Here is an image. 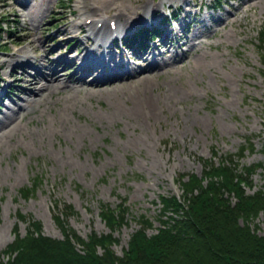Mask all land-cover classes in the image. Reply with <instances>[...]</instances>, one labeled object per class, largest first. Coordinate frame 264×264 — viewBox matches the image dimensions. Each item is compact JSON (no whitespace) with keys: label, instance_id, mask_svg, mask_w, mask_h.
Wrapping results in <instances>:
<instances>
[{"label":"rangeland","instance_id":"obj_1","mask_svg":"<svg viewBox=\"0 0 264 264\" xmlns=\"http://www.w3.org/2000/svg\"><path fill=\"white\" fill-rule=\"evenodd\" d=\"M14 1L0 0V13L9 14L8 19L14 25L11 38L6 33L0 36V45L2 40L9 43L6 48L0 47V61L22 47L34 55L28 60L38 69L56 58L71 61L76 53L84 56L75 66L59 68L68 77L78 70L92 49L107 51L110 45H114L110 50L115 62L122 64L117 70L130 72L136 65H142L137 59L142 54L157 56L155 63L171 61L165 55H158L166 48L169 55L182 54L187 49L190 55L180 63L171 62L166 69L162 67V71L168 70L160 76L149 74L153 79L147 84L136 81V85L122 87L112 94H107L104 88L89 96L80 91L81 95L73 98L74 105L68 103V106L65 105L67 89H56L40 102L25 104L29 97L21 88L30 87L23 80L25 75L20 74L19 68L14 76L9 75L11 67H0V76L4 74L0 95L6 91L8 94L0 101V121L4 122L9 111H18L25 104V111H18L23 116L22 132L16 133L9 148H0V251L13 240L14 227L23 236L30 221L40 222L44 235L61 238V230L53 220L55 201L59 209L63 205L73 206L76 214L68 217V226L86 238L92 232L109 231L98 215L101 206L115 208L126 200L127 223L114 232L118 243L112 246L121 255L142 215L152 221L148 235L156 232L160 225L159 196L181 195L177 181L180 174L200 175L205 162L212 159L218 164V159L236 154L248 139L253 150H245L240 158L232 156L239 169L264 160L261 151L264 50L258 48L259 32L264 28V0H222L220 9L215 8L212 0H146L156 10L147 19L140 16L136 23H126L128 26H123L118 14L134 15L135 8L142 13L144 7L136 6L135 0H17L29 4V9L23 11ZM48 3L50 7L45 10ZM152 8L148 6L147 10ZM186 10L192 15L185 17ZM172 11L179 16L165 21L162 36L148 41L146 49H139V53L134 50L136 43L130 49L125 45L120 48L118 41H110L109 19L117 22L121 35H127L139 32L145 25L157 26ZM195 13L198 18L193 17ZM100 15L104 17L100 32H106L107 39L102 45L90 30L101 19ZM220 18H228L227 24L221 22L217 26ZM89 20L92 21L88 25ZM208 25L219 30L212 33ZM185 26L189 36L180 40L178 34ZM63 28H67L66 34L60 35ZM27 31L38 37L35 45L29 44L32 38L25 37ZM77 38L81 42L79 47ZM163 41H168V45L163 46ZM50 51L46 62H42ZM202 54L205 57L198 66L195 60ZM27 72L33 74L32 68ZM96 72L86 78H94ZM143 90L150 97L148 104L131 109L129 100L136 96L134 92L142 95ZM39 176L42 179L35 191L28 198L22 197L19 190L32 187ZM249 180L251 186L246 187V193L252 194L264 183L262 170L257 169ZM231 200L235 202L232 196ZM18 213L25 215L26 220H20ZM250 225L256 233L264 235V212Z\"/></svg>","mask_w":264,"mask_h":264},{"label":"trees","instance_id":"obj_2","mask_svg":"<svg viewBox=\"0 0 264 264\" xmlns=\"http://www.w3.org/2000/svg\"><path fill=\"white\" fill-rule=\"evenodd\" d=\"M13 27L8 15L0 13V36L6 33L11 38ZM258 43L264 50V28ZM247 149L253 150L249 139L236 154L218 159V164L212 159L205 162L200 175L180 174L181 195L159 196L160 225L156 232L148 235L152 221L142 215L121 255L112 246L118 243L114 232L127 223L126 200L115 208L101 206L98 215L109 231L92 232L86 238L68 226V217L76 214L73 206L59 209L55 201L53 220L62 237L44 235L38 221H30L23 236L16 226L15 239L3 250L15 255L5 262L0 260V264H264V235L250 225L264 212V183L252 194L246 193L257 169L262 170L264 180V160L239 169L232 158L242 157ZM261 151L264 154V140ZM41 179L37 177L32 187L24 186L19 194L28 198ZM18 218L26 220L21 213Z\"/></svg>","mask_w":264,"mask_h":264},{"label":"bare ground","instance_id":"obj_3","mask_svg":"<svg viewBox=\"0 0 264 264\" xmlns=\"http://www.w3.org/2000/svg\"><path fill=\"white\" fill-rule=\"evenodd\" d=\"M141 1H143V2H141ZM248 1L249 0H246V2H248ZM14 2L21 7L19 9L20 11L28 10L29 9V4L27 2L26 3H22V2H19L17 0L14 1ZM134 3H136V6H138L139 8H140V6H143L144 7L143 8L144 11L142 13H139L137 11V9L135 8V11L133 13L134 15H130L129 13L126 14V13H123V12H119L118 15L120 17H122V24H123V26H128V25H126V23H129V24L136 23L139 18H142L140 16H144V18L147 19L149 17V15L150 14H153V12L156 10V7H154V4H152V2L149 3V1L146 2V0H135ZM5 4H6V1H5ZM148 6H152L153 7L151 9V11L147 10V7ZM215 6H216V4H215ZM49 7H50V5L48 3L46 5V7H45V10H48ZM178 8H180V7H178ZM44 11L41 9V12L42 13H44ZM191 13H192L191 11L186 10L185 17L192 15ZM175 14L177 16H179V14L176 11H175ZM196 15L197 14L195 13L193 15V17L196 16ZM232 15H234V13ZM100 17H101V15H100ZM103 18L104 17H101L102 20H103ZM197 18H198V15H197ZM101 19L97 20L93 25H95L96 23H98L99 21H101ZM221 22H222V25L223 24L226 25L227 22H228V18H226V19L220 18L219 20H217V26L218 25H221ZM85 25H87V24H85ZM216 27H213L212 25H208L207 26V28H211V32L212 33H216L219 30V28H216ZM80 28H81L80 30H82V26ZM25 30H27V28ZM188 30H189L188 29V26H185L184 28H182V30H181L182 33L178 34L180 40L182 39V37L183 38H187L189 36V35H187ZM66 31H67V28L61 29L59 31L60 32V35L62 33L66 34ZM157 32H160V30H158ZM105 33L106 32H104V31L103 32H100V31H96L95 32V35L98 36L100 42H105L107 40V39L105 40V38H106ZM90 35H92V34H90ZM167 36H168V33L165 35L164 39ZM25 37L32 38L31 41L29 42V44H31V45H35L36 42L38 41V37L31 35L28 31L25 33ZM164 39H162V40H164ZM39 40H40V38H39ZM73 41H75V40H73ZM168 41H163L162 42L163 43V46H167L168 45ZM193 41H194V38H193ZM184 43L185 42H183V44ZM46 45H48V44H46ZM79 45H81V42L77 38L76 39V46L79 47ZM179 45L180 44H178V46ZM192 45L195 46L194 43ZM113 46L110 45L108 47L107 51H101L98 48L92 49L91 50V53L89 55H87L86 58L84 59L83 66L79 69V71L75 72L74 74H71L68 77L67 76H64L63 75L64 73H61L59 71V68L60 67L66 66L67 63H68V61H66L63 57L56 58L51 63H48V64L45 63L46 65H43V66L41 65V68L40 69L32 68L33 74L28 73L27 70L30 69L29 68L30 66H29V60L28 59L30 57H34V55L30 54V50L28 48H26V47H22V48L17 49L15 51V53L6 54L10 58H7L6 60L0 61V67L1 66L2 67H4V66L11 67V70L9 71V75H13L14 76L17 73V69L18 68L21 70V73L20 74L23 75V76L25 75L24 76L25 78L23 80L30 85V87L28 86L29 88H26V87L21 88L22 89L21 90L22 93H26V95H28V97H29L28 98L26 96V98H28L29 100L26 99L27 101H26L25 104H27V103L30 104V103H32V101L35 102V101H38V100L40 102L43 98H45V96H49V95L52 94V92L56 91V89H58V90L59 89H67V92H69V93L66 94L67 97L65 98L66 99L65 105L68 106V103H69V105L73 104V98L75 99L76 96H79V94L81 95L80 91H83L85 93V95L88 94V96H89V95H91L94 92L97 93V91H101L102 90L101 88H104L105 90H103V91H106L107 94H112V93H115V92H119L118 90L120 88H122V87H126V86L128 87L129 85H132V84L133 85H136L137 84L136 81H140L139 84H143V83H146L147 84V82H149V81H151L153 79V77L151 78L150 76H148L149 74L152 75V76H157V75L160 76L159 74L164 73V72H166L168 70L167 69L166 71H162V69H161L162 67H164V68L167 67V65H169L171 62L172 63L173 62H179L180 63L183 60L188 59V57L190 55L189 52H188L189 51L188 49L186 50V52H184L182 54H178L177 53V54L169 55V54H167L169 52V49L166 48L165 50L159 51V54L158 55L159 56H164L165 55V56H167V58H170L171 61L164 59V61L162 63H155L154 60H155V57H157V56L152 55V54H142L139 58H137L138 60H141V63L140 64H142V65H136V68H134L133 72H130V71L124 70L122 68L120 70H117V68L118 67H121L122 64L116 63L115 60H114V58L112 57V55H111L112 53H111V50L110 49ZM30 49H31V47H30ZM85 49L86 48L84 47L83 50H81V51H84ZM51 53L52 52L50 51V52L47 53V55H44L43 59L41 58L42 59L41 61L42 62H46L45 59ZM67 54L70 55L69 53H67ZM83 57L84 56H80L79 57V54L76 53V54L72 55L70 62L74 64L79 58H83ZM95 57H99V60H97ZM107 57H108V59H107ZM201 57L198 58L197 60H195V64L198 65V66L200 65V61L199 60L200 59H203L205 56L202 54ZM79 60H81V59H79ZM45 71H47V72H45ZM95 71H98V72L101 71V73L99 74L98 72H96L97 73L96 74L97 76H95L94 78H91V79L88 80L86 77H88L91 74L92 75L95 74ZM78 72L79 73L81 72V74L78 77H76L75 75L78 74ZM103 73H107V74L104 75ZM3 75L0 76V82L4 81V76ZM42 80H43V84H40V81H42ZM24 81H22V82H24ZM34 85L36 87H31V86H34ZM37 85H39V86H37ZM108 87H110V89ZM12 88H14V87H12ZM135 89L136 90H139L137 88H135ZM141 89H142V87H141ZM147 89H148V86H147ZM145 90H143L142 95H138L139 93L134 92L136 96L134 98H132V100H129V102H130L129 103V106H130L131 109H135V108L139 107V105H141V104H143V105L145 103L148 104L147 101L149 100L150 97L147 96V93L145 92ZM141 96H142V99L140 100L139 98H141ZM4 97H8V95L5 94V93H3V95L0 97V100L3 101V98ZM24 105H21L19 110H21V109L24 110V108H25ZM119 108H121V107H119ZM126 110H127V108H126ZM18 111H14V110L9 111L10 113H7V114L4 115V122L3 121H0V148L1 147H4V146H7L9 148L12 139L15 138L16 133L19 132V130H20V132H22L21 131L22 130V126L20 125L21 124L20 121L22 120V117H23L22 115L23 114L21 115L22 117H20V115L18 114ZM24 124H26V123H24ZM20 127H21V129H20ZM23 129H24V127H23Z\"/></svg>","mask_w":264,"mask_h":264}]
</instances>
